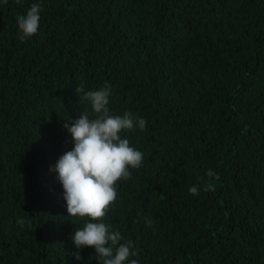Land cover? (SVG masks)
I'll return each instance as SVG.
<instances>
[{"label":"trees","instance_id":"1","mask_svg":"<svg viewBox=\"0 0 264 264\" xmlns=\"http://www.w3.org/2000/svg\"><path fill=\"white\" fill-rule=\"evenodd\" d=\"M106 82L113 114L147 121L123 134L144 163L104 218L139 264H264V0H0V264H99L71 255L83 222L50 167L73 147L64 119L90 110L76 88Z\"/></svg>","mask_w":264,"mask_h":264},{"label":"clouds","instance_id":"2","mask_svg":"<svg viewBox=\"0 0 264 264\" xmlns=\"http://www.w3.org/2000/svg\"><path fill=\"white\" fill-rule=\"evenodd\" d=\"M17 4L23 0H15ZM3 5L8 0H2ZM42 5L33 3L26 11L16 17L18 35L21 41L30 40L40 28ZM76 92L79 101H87L90 110L85 108L78 118L69 116L64 119V128L71 135V150L61 155L50 171L57 173L58 182L63 187L62 198L66 202L68 216L83 222V227L75 228L71 241L78 251L71 253L76 260H83L81 251L85 247L95 249L99 264H139L134 258L139 256V249L130 240H124L121 233L114 231L104 222L110 211L116 207L119 199V183L132 178V170L143 167L144 154L130 145L123 137L126 132L146 131L144 118L124 111L116 115L110 109L113 89L105 83L99 90L86 91L78 85ZM82 94V95H81ZM208 181L203 191H216L215 181L219 173L209 169ZM200 188L193 186L189 193L199 195ZM148 227L154 221L145 217ZM17 223L31 227V221L18 218ZM123 241V242H122Z\"/></svg>","mask_w":264,"mask_h":264}]
</instances>
